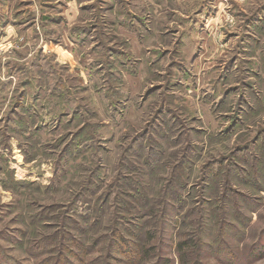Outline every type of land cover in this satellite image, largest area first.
Returning <instances> with one entry per match:
<instances>
[{"label": "rangeland", "instance_id": "rangeland-1", "mask_svg": "<svg viewBox=\"0 0 264 264\" xmlns=\"http://www.w3.org/2000/svg\"><path fill=\"white\" fill-rule=\"evenodd\" d=\"M189 235L264 264V0H0V264Z\"/></svg>", "mask_w": 264, "mask_h": 264}, {"label": "trees", "instance_id": "trees-1", "mask_svg": "<svg viewBox=\"0 0 264 264\" xmlns=\"http://www.w3.org/2000/svg\"><path fill=\"white\" fill-rule=\"evenodd\" d=\"M164 233H166V231L163 232V242H164ZM194 237H197V235H194ZM172 240H173V237H171L170 243L172 242ZM173 241L175 242V240H173ZM194 242H195V244H197V242L199 244L200 243L202 244V239L198 238L195 241L189 235L187 238L182 239L181 241L177 242L175 245L173 243L172 248L174 249V252L178 256L177 257L178 264H204L202 261H200L199 258H192V256H191V246H192V244H194ZM115 244H117L118 248H127L134 258L139 253H142V255H144V256H149V254L154 251L153 248H148V249L141 248V251H140V249L135 250L131 245H129V242L122 235H120V237L117 240H114L113 245H115ZM160 251H161V249H160ZM200 251H202V249H200V248H198L196 250L197 253H199ZM160 259L162 260L163 258L160 257ZM162 262H164L163 264L169 263L168 260H166V261L162 260ZM158 264H162V263L158 262Z\"/></svg>", "mask_w": 264, "mask_h": 264}]
</instances>
